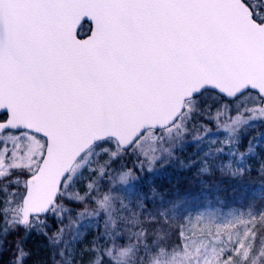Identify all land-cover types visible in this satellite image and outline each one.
<instances>
[{
	"label": "snow or ice",
	"instance_id": "1",
	"mask_svg": "<svg viewBox=\"0 0 264 264\" xmlns=\"http://www.w3.org/2000/svg\"><path fill=\"white\" fill-rule=\"evenodd\" d=\"M198 117L215 120L232 145L264 119V0H0V158L30 166L36 138L44 159L53 145L59 155L75 126L78 141L63 158L79 163L59 174L84 180L85 192L63 199L107 208V195L93 198L105 178L127 184L126 169L150 172L172 158ZM27 239L9 264L30 259Z\"/></svg>",
	"mask_w": 264,
	"mask_h": 264
},
{
	"label": "rangeland",
	"instance_id": "2",
	"mask_svg": "<svg viewBox=\"0 0 264 264\" xmlns=\"http://www.w3.org/2000/svg\"><path fill=\"white\" fill-rule=\"evenodd\" d=\"M261 127H264V119H253L249 122L246 130L248 128L255 129L256 133L243 146L240 145V142L236 145L226 143L229 139L227 130L217 128L209 135L197 139H189L192 135L188 134L183 143L176 148L185 147V143L189 141L196 142V144L198 141L197 146H199V150L204 149L213 158L215 157L214 162L213 160L212 162L218 169H222V171L219 170L222 179H225L227 175L229 176L232 173L245 176L253 171H264V132H262ZM36 141L40 145V148L34 154L30 166L24 164L22 167L17 168L16 166L22 162L15 157L9 158L8 161L0 158V174L7 173L0 175V233L3 234V231L6 229L10 233L8 235L9 237L11 236L10 238H14V240L16 238V243L10 244L7 241L0 244V249H3L2 256H5L3 262L5 261L4 263L7 264H9V261H15L18 257L19 249L16 247L17 242L23 241L25 235L29 237V234L35 228L41 227L40 220L45 221V219H36L25 228L21 230L17 229L21 222L20 211L26 191V180L37 171L46 150L44 147L45 142L42 139L36 138ZM250 142L251 148L249 147ZM221 148L223 151H219ZM183 154L176 156V161H180L177 169L180 173L190 172V169L198 168L200 173H195L194 177L200 181L201 177H205L210 172L212 164L209 160H203L200 164L194 162H189L190 164H188L184 161ZM163 162V160L157 162L151 171L153 172L157 167L163 166ZM113 167H117V165ZM126 170L130 171V178L127 184H121L116 176H113L111 179L105 178L108 183L103 185H109V189L108 191L104 190L102 193L109 197L107 208H101L99 204L93 203L92 199L89 198L85 201L92 203L90 206L82 209H73V211L71 210L72 202L62 197L66 193H74L76 191L84 194L85 181L77 179L73 185L70 174L62 188L60 202L55 205L49 214V218L58 216L54 220L62 224L60 232H56L60 236L59 240L56 239V234L53 236L54 250L57 253L56 255L60 264H87L85 262H87L86 257L90 249L86 247L81 249L80 247L81 243L84 242L85 236L89 232L95 233L101 228H105V225H100V218L102 220L108 219L109 226H111V223L115 224L122 216V207L125 205L122 200V191L125 186L128 185L130 187L132 182L136 180L135 172L130 169ZM29 172H31V175H29ZM84 175L89 177V173H85ZM90 179H94V177H90ZM14 181H19V183L14 184ZM240 182H243L247 187L251 183L248 178H244ZM201 183L204 186H202L203 194L197 197L196 202L194 204L190 203V206L183 208L178 206L173 213L171 212L172 214L169 212L175 223L169 224L171 222L170 219H168L170 222H164L166 226L170 225L171 227L176 224L175 230L177 229L179 232L178 241L181 246L175 250H172L173 245H169L168 248L170 249L166 250L169 243L165 242L166 235L162 227V221L159 220L160 223H158L155 217L149 218L144 212L140 213L141 217H144L137 223H144V225H141V228H146L148 233L151 234L153 228L150 225V221H154L155 232L157 234L156 240L161 242V248L148 259L150 264H246L249 262L250 253L255 248V239L257 236L260 237V229L257 235L255 232L256 224L260 218L264 217V209L257 210L255 208L258 206L259 201L263 199L261 195L264 194L262 193L264 186L261 184L258 186V194L253 195L254 192L252 193L255 199H257L256 201L253 198L249 202L252 206L241 205L230 207L218 203V195L210 192L212 189L208 188L209 184L205 188V181L202 180ZM204 188L207 190L204 191ZM93 198H97L95 193L93 194ZM61 206L67 209L65 213L62 212ZM170 215L167 216L170 217ZM103 237L105 236L102 233L101 248L106 255L114 253L123 259L129 254L128 249L122 251L119 244L116 245ZM0 241H3L2 237ZM27 241L23 245V248L27 253H30L31 248H34V241L32 239L29 243ZM261 244H264V241ZM48 246L46 242L42 241L40 250L42 249V253L46 256L49 255ZM37 247L39 248L40 245ZM262 248H264V245H262ZM258 253H261L260 247H258ZM99 254L97 252V256H100Z\"/></svg>",
	"mask_w": 264,
	"mask_h": 264
},
{
	"label": "trees",
	"instance_id": "3",
	"mask_svg": "<svg viewBox=\"0 0 264 264\" xmlns=\"http://www.w3.org/2000/svg\"><path fill=\"white\" fill-rule=\"evenodd\" d=\"M210 103L212 102L210 101ZM215 108L216 104L213 103V107L211 109L213 116L215 115ZM194 123L197 124V127L189 133L192 135L189 139H197L207 136L217 129L215 120H209L208 118L198 117ZM200 124H203L205 128H210L211 131H205L204 128H200ZM254 130L255 129L248 128L242 133L240 145H245L250 139L253 138L256 133ZM261 130L264 132V127H261ZM189 142L185 143V147L176 148L174 151V156L170 159L165 158L163 160L164 165L157 167L155 170H153V172H135L136 180L132 182L130 187L128 185L125 186L124 190L122 191V200L125 205L122 207V216L119 218V220L116 221L115 224L111 223V226H109L110 223H108V219L102 220V218H100V225H105V228H101L95 233L89 232L88 235L85 236L84 242L81 243V249H84V247L90 249V252L86 257L87 262L85 263L97 264V258L99 257L103 259L104 264H150L148 259L161 248V242L156 240L157 234L155 232L154 221H150V225L153 228V232L151 234L148 233L146 228H141V225H144V223H137L141 221V218L143 219L144 217H141V212H144L145 215L147 214L149 218L155 217L156 221L158 220V223H160L159 220L162 221V227L163 230H165L164 233L166 235L165 242L169 243L167 244L166 250L170 249L168 248L169 245H173L172 250H175L177 247L179 248L181 245L178 241L179 232L177 229L175 230L176 224L171 227L170 225L166 226L164 222L171 221L169 224L175 223L169 212L173 213L178 206L183 208L190 206V203L194 204L196 202L195 200H197V197L203 194V183H201L202 180L205 181V188L206 185L209 184L208 188L212 189L210 192L217 194V202L222 203L223 205L230 207H237L241 205L252 206L249 202L253 198L257 201L253 195L258 194V186L260 184L264 186V171H253L246 174L245 176L232 173L229 174V176L227 175L225 179H222V175L219 174L220 169H218L213 164L215 157L213 158V156L204 149L199 150V146H197L198 141L197 144L196 142ZM182 154L184 156V161H186L188 164H190L189 162L200 164L203 160H209L212 164L210 172H208L205 177H201L200 181L194 177L195 173H200L198 168L190 169V172L187 171L180 173L177 170L180 165V161H176V156H181ZM123 163L126 166H130L132 164V160L126 159L123 161ZM220 171H222V169ZM145 175H148V179H141V177ZM240 177L242 180H244V178L250 179V185L247 187L243 184V182H240L242 181ZM137 182H139V184ZM140 185H142V187ZM108 189L109 185H102L101 192L95 193L97 196L96 200H101L104 197V193L102 192L104 190L108 191ZM206 190L207 189L204 191ZM262 193H264V191H262ZM61 196L62 195L59 197L58 203L60 202ZM261 196L263 199H261L258 206L255 207L257 210L264 209V194ZM90 204L92 203H88L87 201L82 203L72 202L71 210L73 211V209L86 208L87 206H90ZM171 209L173 210L170 211ZM164 214H167L168 216L170 215L171 218ZM40 219H45V225L41 226L43 227L42 229L40 226L35 228L29 234L30 236L27 239V243H29L32 239L34 241V248H31V252L28 253L30 254V259L25 261V264H60V261L56 255L57 253L54 250L53 236L57 231L60 232V229H62V224L59 221H55L52 217L49 218V215ZM168 219H170V221H168ZM33 220H36V218ZM17 229L21 230L23 228L19 226ZM259 229L260 237L257 236L255 239V248H253L251 251L250 260L246 264H264V248H262V245L264 244H261L264 241V217L257 221L255 228L256 235ZM102 233L104 236L109 237L108 240L110 242L115 243L116 245L119 244L122 251L128 249L129 254L123 259L114 253L106 255V253L101 248ZM1 237L4 240L3 234L0 233V238ZM10 237L7 236L6 242H10V244L16 243V238L14 240V238ZM42 241L49 245V255L47 256L42 253V249L40 250ZM94 241L95 243H93ZM38 245H40L39 248L37 247ZM258 247H260L261 253H258ZM97 252L100 253V256H97ZM50 256L52 257L50 258ZM4 257L0 255V259H4ZM4 262L3 264H7Z\"/></svg>",
	"mask_w": 264,
	"mask_h": 264
},
{
	"label": "water",
	"instance_id": "4",
	"mask_svg": "<svg viewBox=\"0 0 264 264\" xmlns=\"http://www.w3.org/2000/svg\"><path fill=\"white\" fill-rule=\"evenodd\" d=\"M79 131L75 126L66 129L61 135L60 154H57L56 146L53 145L52 154L43 160L35 174L26 181V191L21 204V222L20 227L24 228L33 217H45L54 208L61 189L66 179L59 174V168L62 164L71 167L78 163L79 157L75 156L71 163L63 158V154H71L79 138ZM45 150V154L47 153ZM70 175V174H69ZM68 175V176H69ZM45 208L47 215L38 213L36 209ZM25 217L27 220L25 222Z\"/></svg>",
	"mask_w": 264,
	"mask_h": 264
}]
</instances>
